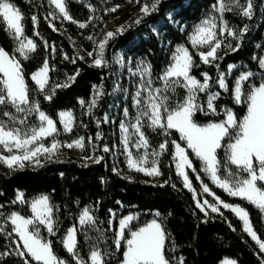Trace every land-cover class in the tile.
Segmentation results:
<instances>
[{"label":"trees","instance_id":"1","mask_svg":"<svg viewBox=\"0 0 264 264\" xmlns=\"http://www.w3.org/2000/svg\"><path fill=\"white\" fill-rule=\"evenodd\" d=\"M128 1L131 0H66V7L73 19L89 21L90 17L107 19L106 9L116 5L123 6ZM12 2L24 17L22 23L25 35L32 38L37 45L36 51L29 55V59H20L30 97L38 101L40 109L56 122L60 131L56 139L71 141L81 136L84 137L85 148L81 151L76 148L62 147L59 157L61 162L43 161L42 167L28 165L22 170L11 171L0 164V206H2L0 213H3V216H0V223H4V217L11 212H18L26 217L30 215L28 203H12L18 191L24 193L27 201L41 194H47L58 210L56 212L58 231L54 237L48 236L46 231L42 232V236L52 241L56 255L68 264H75V261L64 249L62 238L71 226L79 229L78 249L85 261H88L91 246L98 244L100 249L107 253V264H120L123 261V253L126 250L125 241L130 231L151 220L156 212L161 214L159 222H162L169 235L165 241V253L170 264H178L181 257L184 264H219L224 258H230L236 261V264H260L257 256L258 247L242 231V223L233 213L223 209L221 210L224 213L223 217L218 213H209L206 217L196 208L192 193L184 188L172 160L174 149L170 142L172 140L180 142V136L175 130H169L168 136L165 137L160 130L153 131L145 123L143 131L151 149H158V145L165 139L169 141L168 151L160 157V170L163 175L150 177L129 170L124 158L115 150L117 142L115 127L105 124L102 116L108 111L110 105H116L117 94L123 96V93H118L114 88L116 81L119 82V87H123L121 83L124 79L120 76V65L115 62L120 50H123V57L127 62L129 59L140 57L150 63L153 84L161 87L162 83L158 78L170 62L172 48L176 44H184L190 49L193 60L198 65L191 70V75L201 80L203 79L201 74L208 73L211 77L209 91L219 93L215 101L217 115H205L203 112H198L194 116L196 123L220 122L224 119L223 106L231 109L240 119L245 114L247 105L246 101L237 104L233 98L232 89L235 78L247 70L259 73L245 84L244 97L247 96L251 86L264 82V70L260 68L257 61L264 49V0H253L251 19L240 15L238 10L223 13L229 27L238 32L247 25L248 31L244 33L240 41L241 46L237 51H231L222 46L218 55L223 59L213 61L211 64L200 61L199 56L189 45L187 34L190 27L199 22L217 3V0H161L156 12L144 17L137 25L134 21L141 15L139 14L126 26V31L122 35H117L109 41L105 50L108 66L101 68L90 66L89 59L79 51L84 42L85 30H82L83 34L78 35V29L72 22L60 21L50 15L54 13V9L48 0H12ZM145 2L146 0H140V3ZM147 2L151 3V0ZM240 3L246 4V0H240ZM33 16L37 18L35 25L32 21ZM49 24L57 30L53 31ZM5 29L6 26L0 22V47L15 55V42ZM236 43V39L228 37L223 44H231L235 47ZM85 46L89 48L88 44ZM65 56L69 59H64ZM80 56L84 59H79ZM45 59L48 60L50 69H53L49 72L48 88L51 89L56 84L69 83L70 85L56 88L55 95L50 101L45 100L44 95L38 91L31 79V74L43 65ZM72 60L76 63L73 64ZM217 65H219L218 68ZM229 65H237V67L227 79L228 90L225 91L216 81L220 73L227 71ZM77 70L79 75L70 82L68 77L75 75ZM101 85H103V95L92 113L88 114L80 110V100L88 101L93 95V86ZM169 95L170 106L175 107V104L184 98L186 91L183 88H177ZM119 102L121 106L119 112L123 107L129 110L132 107L130 99L122 98ZM199 102L205 109L207 108L206 93H199ZM68 109L73 110L75 123L72 132L63 134L58 113ZM2 111H11L16 114L11 106H0V113ZM0 119L7 121V117L2 115ZM26 120L27 124L23 127L38 124L35 113L26 117ZM98 132L101 133L100 140H96ZM90 137L91 144L88 142ZM49 141L51 138H47L44 142ZM105 146L110 149L107 153L103 151ZM90 154L103 159L98 164L87 161L88 166L85 167L83 157ZM188 154L197 169L198 159L190 151ZM217 158L222 165L225 163L223 148L217 150ZM228 167L233 172L236 171V167L230 164ZM113 168H116L119 174L114 172ZM221 172L223 174V168ZM189 178L193 187L198 189L199 181L191 171ZM165 180H170V183L160 187L159 185ZM202 181L223 201L246 208L250 213L254 229L261 239H264V220L258 209L247 201L229 196L213 186L203 175ZM173 184L175 187L172 186ZM85 207H91L97 218L95 228L77 226L79 214ZM134 212L140 213V216L125 230L120 248L117 249L114 241L118 219ZM112 213L115 215L111 220ZM229 223L232 228L229 227ZM97 228L100 232H97ZM7 232H11L10 224H5V233H0V253H7L0 256V264H23L22 258L15 254L16 244L13 240H16V237L14 234L8 237ZM101 232L103 239L98 241L97 237ZM260 255L264 256L263 253Z\"/></svg>","mask_w":264,"mask_h":264},{"label":"snow or ice","instance_id":"2","mask_svg":"<svg viewBox=\"0 0 264 264\" xmlns=\"http://www.w3.org/2000/svg\"><path fill=\"white\" fill-rule=\"evenodd\" d=\"M50 5H54L59 10L64 20L78 23L81 29L88 26L87 22L79 23L75 21L66 7V0H48ZM140 4V0H136ZM161 0H151V3L142 4L139 11L141 15L134 21L140 24L144 17L156 12ZM119 5L107 9L106 11L115 12ZM214 11L221 14L219 17V36H224L237 40L236 46L231 44L224 45L218 36V25L216 17L210 16L198 24L193 33L190 35V43L194 48H203L207 46L208 50L198 51L200 61L204 64H211L213 61L223 59L218 55L222 46L229 48L231 51H237L240 48V41L244 33L248 31V26L240 29L238 32L229 27L224 21L223 13L226 11L238 10L240 15L251 19L253 15V0H246V4H241L240 0H217L213 5ZM55 18V13H50ZM24 17L21 11L16 7L12 0H0V22L6 26L12 38L16 41L17 46L15 52H18L23 59H29V54L36 51L37 45L25 35L24 25L22 23ZM90 20L92 17L89 18ZM33 24L37 22L35 16L32 17ZM53 31L57 29L49 24ZM126 31L125 26H120L115 32L108 31L104 34L103 39L94 41L92 36H88L89 41H93L95 47L93 51L87 52L88 57H94L92 67H107L108 61L105 59V50L109 41L117 35H122ZM38 34V33H37ZM55 51V49H53ZM64 59H69L65 56ZM79 59H84L80 56ZM73 64L75 60L71 61ZM115 62L123 66V60L119 57ZM259 65L264 69V57H260ZM198 65L193 60V55L189 49L183 45L178 46L173 53L172 62L167 69L159 76L161 87H154L152 80V69L150 63L141 61L136 65L133 71L129 68L131 75L140 76V83L137 91L132 96L133 107L137 109L136 115L127 122H120L121 140L123 152L126 157V163L129 170L144 173L150 177H160L163 173L160 170V157L168 151L169 141L165 139L158 145V149L148 151L150 147L149 140L143 131L145 123L147 127L153 131L160 130L167 137L169 130H175L180 134V139L186 142L187 148L191 149L195 157L200 161L202 171L211 180L212 184L222 189L231 197H238L243 201H247L253 205L264 216V82L259 86H251L247 94V112L242 119L235 116L231 109H223L225 118L220 122H210L201 126L196 123L194 116L198 112L205 115H217L215 101L219 97V93L209 91L211 77L208 73H202L203 81L201 82L195 76L191 75V70ZM219 65H217V68ZM236 66L229 65V72ZM50 69L48 60L45 59L42 67L32 73L31 79L37 85L38 91L44 95L45 100H51L55 95L56 88L68 87L69 83L56 84L48 88ZM79 75L76 74L68 77L70 82L74 81ZM254 74L252 72L241 73L236 79L234 88L232 89L233 98L237 104L245 101L243 95L244 82L248 81ZM221 89L228 90L224 73L219 74L216 81ZM94 87V94L90 102L87 103L88 114H91L97 106L98 100L103 95V85L99 88ZM177 88H183L186 95L182 100L170 106V95ZM199 93H206L207 108L199 102ZM80 104L85 105V101L81 100ZM0 106H11L16 114H23V118L11 111H2L0 115L7 117V121L0 119V152H7V155L0 154V164L6 166L11 171H19L28 165L42 167V158L48 162H61L60 149L76 148L81 151L85 148L84 137H79L71 143H63L56 139L60 135L56 122L50 118L39 107V102L30 97L29 89L25 84V77L21 61L16 55L10 54L4 48L0 47ZM36 114L39 121L38 124L31 127H23L27 124L26 117ZM125 118H129L130 113L126 108L124 110ZM73 114L70 111L59 113V122L63 126L65 133L73 130ZM107 122V117H105ZM99 123V122H98ZM16 125H21L20 127ZM131 129V131H130ZM133 137H136L133 143ZM51 138V144L46 145L44 141ZM225 138L230 139V143L226 146V161L222 165L217 158V150L225 147L222 141ZM101 139V133H97L96 140ZM91 144V137L88 140ZM172 160L175 163L176 174L182 179L183 186L192 193L195 206L204 213L206 217L209 212L218 213L223 217L224 213L221 208L229 210L242 223V231L246 233L259 249L257 253L260 264H264V239L258 235L254 229L253 222L250 218L249 211L239 204H230L223 201L217 196L207 184L202 181L200 183V192L193 187V183L189 178L188 169L196 172L192 160L185 148L175 140L171 142ZM130 148L137 150L143 148L144 152H137L136 155L130 151ZM95 151V146H93ZM105 153L110 149L105 146ZM151 156V160H149ZM87 167V161L100 163L103 157L85 156L83 157ZM150 164L148 167L146 165ZM236 166V171L230 170L228 165ZM223 168V174L221 172ZM114 172L119 174L116 168ZM63 175V174H61ZM131 179L130 177H125ZM196 180L200 181L201 177L196 176ZM170 180H165L160 187L169 184ZM175 187V185H172ZM208 194L213 198L210 202L208 199L200 200L197 197L201 194ZM12 203L25 204L28 203L31 209V216L25 217L17 212H11L4 217V223H0V233H5V224L11 225V232H7L8 237L14 233L18 240H13L16 244L15 254L22 258L23 264H68L67 261L59 258L53 248L52 241L42 237L41 229H45L48 236L54 237L58 231V211L51 203V198L47 194H41L37 198L27 201L24 193L17 192L15 200ZM119 203V202H117ZM2 207V206H0ZM115 215V213H113ZM160 213L156 212L155 216L160 217ZM3 216V213H0ZM136 217L128 215L120 219L119 230L116 232L115 244L117 249L120 248V242L124 237L125 229ZM97 218L93 214L91 207H85L79 215V225L81 228H95ZM229 227L232 228L231 223ZM97 232L100 230L97 228ZM79 229L72 227L67 230L66 235L62 238L64 249L69 253L75 264H107V253L103 252L98 244L91 246L88 261L80 255L77 243V232ZM235 231V228H233ZM131 238L126 241V250L123 253L122 264H170L166 257L165 249L166 239L169 238L162 222L153 219L151 222L136 231L130 232ZM103 239V233L97 237V240ZM7 253H0V256ZM30 258V259H29ZM178 264H184L181 257ZM222 264H236L233 260H224Z\"/></svg>","mask_w":264,"mask_h":264},{"label":"rangeland","instance_id":"3","mask_svg":"<svg viewBox=\"0 0 264 264\" xmlns=\"http://www.w3.org/2000/svg\"><path fill=\"white\" fill-rule=\"evenodd\" d=\"M142 4L143 3H140V4H137L136 3V1H128L125 5H123V6H119V8L115 11V12H110V11H106L105 10V13H108L107 14V19L106 18H103V17H99V18H92L91 20H89V21H80V20H75V21H77V22H79V23H84V22H87L88 23V26L86 27V28H83V29H81L80 27H78V23H73L74 25H75V27L78 29V35H81V34H83L82 33V30H85L84 32H85V34H84V36H83V39H84V42L81 44V46H80V48H79V51H81V52H83V54L89 59V62L92 64V60L94 59V57H88L87 56V52H89V51H93L94 50V47H95V45H94V43H93V41H89L88 39H87V37L88 36H92L93 38H94V41H99V40H101V39H103V36H104V34L106 33V32H108V31H112V32H115L116 31V29L118 28V27H120V26H127L132 20H134V19H136L137 18V16L139 15V14H141L140 13V11H139V9H140V7L142 6ZM52 7H53V9H54V13H55V18L56 19H58V20H60V21H66V22H71V21H68V20H64L63 19V17H62V15H60L59 14V10L58 9H56L55 8V6L54 5H52ZM115 7V6H114ZM112 8V7H111ZM110 9V8H109ZM210 16H215L217 19H216V23H217V25H218V29H217V32H218V36H217V38H219V39H221L222 41H223V43L227 40V38H228V36H227V34L225 33V35L224 36H219V25H220V19H219V17L221 16V14L220 13H218V12H216V11H214V9H213V6L210 8V10L205 14V16L199 21V22H197V23H195V24H193L191 27H190V29H189V31H188V34H187V39H188V42H189V45H190V47L197 53L198 51H207L208 50V48H207V46H205V47H203V48H194L193 46H192V44L190 43V35L193 33V31H194V29H195V27L198 25V24H200L204 19H206V18H209ZM224 18V17H223ZM224 21L226 22V20L224 19ZM227 23V22H226ZM228 25V24H227ZM229 26V25H228ZM11 35V34H10ZM28 37V36H27ZM28 38H30V37H28ZM32 39V38H31ZM14 40V39H13ZM33 40V39H32ZM14 42H15V48H16V46H17V43H16V41L14 40ZM89 45V48H86V46L85 45ZM181 45H183L184 47H186L184 44H176V45H174V47L172 48V50H171V52H170V62H169V64L172 62V57H173V53L175 52V49L178 47V46H181ZM188 48V47H187ZM189 49V48H188ZM189 52H190V49H189ZM31 54V53H30ZM29 54V55H30ZM191 54V53H190ZM15 55H16V57H17V59H23L22 57H20V55H19V53L18 52H15ZM199 56V55H198ZM117 57H119V58H121L122 60H123V66H121L120 64V67H119V72H120V76L121 77H123V81H122V85H123V87H119L118 85H119V82H115V89L117 90V92L118 93H123V96H121V94H117L116 96H115V100H116V105L115 106H113V105H110L109 106V108H108V111H106V112H104V114H103V116H102V120L104 121V123L105 124H108V125H110V126H114L115 127V130H116V136H117V142H116V146H115V150L117 151V153L118 154H120L123 158H124V161H125V164H126V166H127V163H126V157H125V154H124V152H123V146L121 145V143H120V140H121V132H120V122L122 121V120H124V121H128V120H131V122H135L134 121V117H135V115H136V112H137V109L136 108H134L133 107V100H132V96L135 94V92L137 91V87H138V85H139V83H140V76L139 75H136V76H133V75H131V73H130V71H129V68H131L133 71L135 70V68H136V65L138 64V63H140L141 61H144L145 63H147L143 58H140V57H136V58H134V59H129L128 60V62L124 59V57H123V50H120L119 52H118V55H117ZM260 57H264V49H263V51L261 52V54L259 55V57L257 58V61L259 60V58ZM169 64H168V66H169ZM258 64H259V62H258ZM167 66V67H168ZM236 67H237V65H235ZM260 66V65H259ZM42 67V66H41ZM167 67H166V69H167ZM235 67V68H236ZM234 68V69H235ZM39 69V68H38ZM37 69V70H38ZM233 69V70H234ZM37 70H35L34 72H36ZM232 70V71H233ZM262 70H264V69H262ZM232 71L231 72H229V66H228V68H227V71L224 73V75H225V79H226V82H227V79L229 78V76L231 75V73H232ZM33 72V73H34ZM244 72H252L254 75L253 76H256V75H259V73H257V72H253V71H250V70H247V71H244ZM244 72H241V73H244ZM240 73V74H241ZM240 74L235 78V80H234V85H235V81H236V79L240 76ZM32 75V74H31ZM252 76V77H253ZM252 77H250L249 78V80L252 78ZM199 80V79H198ZM248 80V81H249ZM201 82L203 81V79H201L200 80ZM248 81H246V82H244V87H245V84L248 82ZM35 83V82H34ZM219 85V84H218ZM37 86V85H36ZM153 86L154 87H157L156 85H154L153 84ZM256 86H259V85H256ZM97 88H99V87H97ZM233 88H234V86H233ZM250 89H251V87H250ZM243 91H244V89H243ZM250 91V90H249ZM214 93H217V92H214ZM93 94H94V92H93ZM92 97H93V95H92ZM92 97L88 100V101H86L85 102V105L84 106H82L81 104H80V110H82V111H85V112H88V109H87V103L88 102H90L91 101V99H92ZM247 97V96H246ZM246 97H245V101H246ZM124 99V100H126V99H130V101H131V109L129 110L128 109V111H129V113H130V116H129V118H125V116H124V110L126 109V108H121L122 109V111H120L119 112V108L121 107L120 106V102H119V100H121V99ZM81 101V100H80ZM99 101V100H98ZM98 105V104H97ZM246 105H247V101H246ZM225 108H227V107H225V106H223L222 107V112H223V109H225ZM229 109V108H228ZM63 111H70V112H72V114H73V118H74V121H73V124L75 123V117H74V112H73V110H71V109H68V110H63ZM63 111H60V112H63ZM59 112V113H60ZM246 112H247V108H246V111H245V114H246ZM59 113H58V120H59ZM244 114V115H245ZM36 115V114H35ZM223 115H224V113H223ZM244 115L240 118V119H242L243 117H244ZM18 116H20V117H22V114H18ZM105 117H107V122H105ZM224 118H225V116H224ZM239 120V119H238ZM38 123H39V121H38ZM208 123H210V122H208ZM208 123H205V124H199V125H201V126H204V125H207ZM216 123H218V122H216ZM198 124V123H197ZM61 125V124H60ZM74 127V126H73ZM174 130V129H173ZM130 131H131V129H130ZM61 133H63V134H69V133H65L64 131H63V126L61 125ZM178 133V132H177ZM179 134V133H178ZM179 136H180V134H179ZM81 137V136H80ZM79 138V137H78ZM77 139V138H76ZM133 139V143L135 142V139H136V137H133L132 138ZM75 140V139H74ZM59 141H61V142H63V143H71L73 140H71V141H62V140H59ZM51 142H52V140L51 141H49V142H44L46 145H48V144H51ZM231 141H230V139L229 138H225V140H223L222 141V144L225 146V147H222L223 148V151H224V153H226V146H227V144L228 143H230ZM178 143H180L181 144V146L182 147H184L185 148V150H186V152L188 153V151H190L191 153H192V151H191V149H188L187 148V145H186V142L185 141H182L181 139H180V142H178ZM153 149H151L150 147H149V149H148V151L149 152H151ZM130 151H132V153L134 154V155H136L137 154V152L139 151V153H143L144 152V149L143 148H141V149H139V150H137L136 148H130ZM0 154H4V155H7L8 153L7 152H0ZM193 154V153H192ZM91 156H92V154H90ZM85 156H88V155H85ZM84 156V157H85ZM193 156L195 157V155L193 154ZM196 158V157H195ZM197 159V158H196ZM225 159H226V155H225ZM149 160H151V156H149ZM44 160H43V158H42V162H43ZM199 161V160H198ZM30 166V165H29ZM146 166H148V167H150L151 165L150 164H148V165H146ZM193 166H194V164H193ZM232 166H234V165H232ZM128 167V166H127ZM174 167H175V163H174ZM196 166H194V168H195ZM198 168L196 169V172H193L192 170H190V169H188L187 171L188 172H193L194 173V175H195V178H196V176L197 175H199L200 177H201V180L199 181V188L198 189H196L197 190V192L199 193L200 192V183H201V181H202V175L203 176H205L206 178H208V176L207 175H205L202 171H200V168H201V163H200V161H199V165L197 166ZM234 167H236V166H234ZM175 170H176V168H175ZM142 174H144V173H142ZM181 179V178H180ZM209 179V178H208ZM181 181H182V179H181ZM209 181L211 182V180L209 179ZM203 182V181H202ZM183 183V182H182ZM204 183V182H203ZM212 183V182H211ZM204 184H206V183H204ZM213 186H215L214 184H212ZM216 187V186H215ZM218 188V187H217ZM211 189V188H210ZM220 189V188H219ZM212 190V189H211ZM222 190V189H221ZM213 191V190H212ZM223 191V190H222ZM38 196H36V197H34L33 199H35V198H37ZM198 199H200V200H203V199H208L210 202L213 200V198L211 197V196H209L208 194H201V195H199L198 197H197ZM33 199H31V200H33ZM30 200V201H31ZM228 203V202H227ZM20 204V203H19ZM231 204V203H230ZM235 205V204H234ZM28 209H29V211H30V215L28 216V217H30L31 216V209H30V207H29V205H28ZM83 210V209H82ZM81 210V211H82ZM221 210H223V208H221ZM18 213V212H17ZM81 213V212H80ZM209 213H211V212H209ZM20 214V213H19ZM80 215V214H79ZM128 215H132V216H134V217H136L133 221H136L137 220V218L140 216V213H138V212H134V213H130V214H128ZM128 215H125V216H128ZM125 216H123V217H125ZM26 217V216H25ZM123 217H121V218H119L118 219V226H117V231L119 230V221H120V219H122ZM113 219V213H112V217H111V220ZM153 219H157L158 220V222H159V219H160V217H157V216H155V213H154V217L151 219V220H149V221H147L145 224H143L142 226H140V227H143V226H145L146 224H148L149 222H151ZM263 220H264V216H263ZM133 221H131L130 222V224L133 222ZM129 224V225H130ZM77 226H80L79 225V217H78V219H77ZM72 227H75L76 228V226H71L70 228H72ZM140 227H138L137 229H135V230H133V231H136V230H138ZM125 230H127V229H125ZM43 231H46L45 229H41V234H42V232ZM131 232V231H130ZM46 233H47V231H46ZM14 234V233H13ZM15 235V234H14ZM66 235V234H65ZM64 235V236H65ZM16 237V236H15ZM43 237V236H42ZM131 238V235L129 234V237L127 238V239H130ZM47 239V238H46ZM127 239H126V241H127ZM16 240H18V237H16ZM122 241V240H121ZM126 241H125V243H126ZM254 242V241H253ZM255 243V242H254ZM264 254V253H263ZM224 260H232V259H230V258H224V259H222L220 262H219V264H222V262L224 261ZM234 261V260H233ZM120 264H122V262L120 263Z\"/></svg>","mask_w":264,"mask_h":264}]
</instances>
